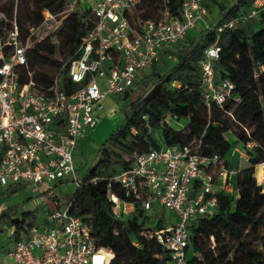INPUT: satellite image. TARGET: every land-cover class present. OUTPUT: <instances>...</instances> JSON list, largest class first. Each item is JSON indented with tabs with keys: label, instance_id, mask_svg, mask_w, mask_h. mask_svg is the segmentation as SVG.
I'll return each mask as SVG.
<instances>
[{
	"label": "built area",
	"instance_id": "1",
	"mask_svg": "<svg viewBox=\"0 0 264 264\" xmlns=\"http://www.w3.org/2000/svg\"><path fill=\"white\" fill-rule=\"evenodd\" d=\"M79 1L83 0H67L58 13L44 8L42 22L29 28L25 41L15 21L4 35L0 33V192L12 184L39 186L70 178L80 186L74 151L96 127L107 96L138 89L141 74L160 53L184 39L208 13L205 0H184L181 16L164 8L159 18L140 21L138 27L128 14L140 0H88L84 9L77 7ZM86 8L96 21L85 32L79 53L67 60L73 86L65 89L58 75L50 84L37 82L27 57L32 36L48 37L59 46L63 19ZM263 11L264 0H253L246 12L224 19L217 29L247 22ZM4 17L0 12V19ZM219 51L218 45L206 48L202 61V93L208 105L239 99L233 81L216 82L214 60ZM253 145L247 143L249 148ZM242 149H237L240 157H247ZM239 173L240 167H229L217 153L162 145L138 154L130 168L115 175L133 200H122L111 191L108 195L120 217L131 216L137 202L146 211L161 208L166 224L155 231L156 238L168 252L169 264H187L191 227L217 211L220 193L238 195L234 178ZM71 202L53 198L43 224L31 225L13 245L0 249V264H112L113 252L97 244L92 226L71 212Z\"/></svg>",
	"mask_w": 264,
	"mask_h": 264
},
{
	"label": "trees",
	"instance_id": "2",
	"mask_svg": "<svg viewBox=\"0 0 264 264\" xmlns=\"http://www.w3.org/2000/svg\"><path fill=\"white\" fill-rule=\"evenodd\" d=\"M66 1L0 0V12L5 15L0 19L1 35L15 21L25 41L29 28L42 22L44 8L58 13ZM183 1L140 0L137 5L141 12L128 16L138 27L140 21L159 18L164 8L181 16ZM213 1L205 0L204 5L216 13L215 18L198 35L187 33L174 44L176 60L168 63L162 56L171 49L163 50L141 74L139 89H127L119 95L125 101L123 122L101 144L92 166L80 177L81 185L69 195L71 212L92 226L99 246L113 252L112 264H169V254L155 235L166 224L156 206L146 211L137 202L131 216L115 215L109 191L122 200H133L115 175L130 168L138 154L162 145L217 153L231 167L232 142L225 135L229 132L248 155V163L239 166L240 173L234 178L238 195L220 193L217 211L191 227L187 264H264V251L254 244L257 241L264 249V191L257 182V178L264 179V11L257 18L219 32L221 21L246 12L253 0ZM95 21L89 8L75 9L61 23L59 46L48 37L38 40L32 36L27 52L29 68L37 72V68L54 67L63 87L70 89L73 84L67 77V60L79 53L83 36ZM213 45L220 46L219 57L214 60L216 82L233 81V93L239 97L223 105H208L202 93V61L205 49ZM27 80L22 75L21 81ZM52 81L53 77L46 84ZM174 81L179 85H173ZM248 142L254 145L249 148ZM24 187L25 183L12 184L6 191L11 195ZM45 211L48 214L50 208L45 206ZM38 212V208L19 211L18 206L0 211V224L14 228L10 246L36 223ZM8 243L0 241V249L9 248Z\"/></svg>",
	"mask_w": 264,
	"mask_h": 264
},
{
	"label": "rangeland",
	"instance_id": "3",
	"mask_svg": "<svg viewBox=\"0 0 264 264\" xmlns=\"http://www.w3.org/2000/svg\"><path fill=\"white\" fill-rule=\"evenodd\" d=\"M207 1L214 4L213 0ZM84 8L85 6L83 5V9ZM216 11L217 9L214 10V12ZM140 12L141 10L138 9V5L133 7L130 11L132 15L139 14ZM205 19L207 20V22H210V20L213 19V12L208 11ZM139 21L140 19H138V22ZM199 24L200 22L190 32L191 34L198 35V33L201 31ZM170 49L171 51L165 52L162 57L168 63H173L176 60L173 53L177 51V45H172ZM56 75L57 69L52 66L37 68V72L34 73L35 80L43 84L51 81L52 77H55ZM124 110L125 101L121 100L119 95L112 94L107 96L104 109H102L99 113V120L96 127L92 128L87 133V135L80 140L74 151V163L76 168L75 178L83 176L92 166L101 144L104 143L109 137L110 133L123 122ZM173 125L178 126L179 124L174 123ZM225 135L232 142V150L230 154L231 165H246L248 163V155L247 157L241 158L240 153L238 152V150L243 151L242 143L232 132L226 133ZM156 137L159 136L156 135ZM262 164L264 169V163ZM257 182L262 188V191H264V179L259 180L257 178ZM49 186L53 187V190H51V192L49 190ZM76 187V181L70 178L58 183H43L39 186L28 185L11 195H8L7 191L5 190L0 192V211L9 206H18L19 211L38 208L39 212L35 221L37 224H43L46 220L45 206H54L52 201H50L52 199L51 197H53L54 195H58V197H60V202H67L69 200V195H71L75 191ZM43 196L46 197L43 198ZM155 211L158 213V215L162 214L161 208H157V210ZM170 218L172 222L175 220L174 216H171ZM0 229H2V231L0 232V241H2L3 243H8V240L13 234L14 228L6 223H1ZM227 239L229 240V238ZM229 241L232 242L231 240ZM254 244L258 249L264 251L259 242L255 241ZM8 246H10V244Z\"/></svg>",
	"mask_w": 264,
	"mask_h": 264
},
{
	"label": "crops",
	"instance_id": "4",
	"mask_svg": "<svg viewBox=\"0 0 264 264\" xmlns=\"http://www.w3.org/2000/svg\"><path fill=\"white\" fill-rule=\"evenodd\" d=\"M83 5L86 7V6L88 5V0H83V1H79V2H77V7H78V8L82 9V8H83ZM215 16H216V13H213V19L215 18ZM213 19H212V20H213ZM212 20H210V22H207V20L204 18V20L200 21V24H199V25H200V28H201V29L205 28L206 25L210 24ZM198 23H199V22H198ZM198 23H197V25H198ZM197 25H196V26H197ZM196 26H195V27H196ZM195 27H194V28H195ZM194 28H193V29H194ZM193 29H192V30H193ZM192 30H190L189 33H190ZM94 128H95V127H94ZM81 139H82V138H81ZM81 139H80V140H81ZM80 140H79V142H80ZM79 142H78V144H79ZM78 144H77V145H78ZM75 149H76V148H75ZM230 154H231V152H230ZM232 166H234V167H239V166H241V165H232ZM51 198H52V199H53V198H57V199L60 200V197H58V195H54V196L51 197ZM52 199H51L50 201H52V203H53V200H52ZM43 200H44V199H43ZM44 202H45V201H44ZM60 203H62V202H60ZM48 207L51 209L53 206H48Z\"/></svg>",
	"mask_w": 264,
	"mask_h": 264
}]
</instances>
